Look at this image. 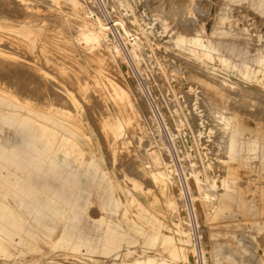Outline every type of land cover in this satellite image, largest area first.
<instances>
[{
  "label": "rangeland",
  "instance_id": "374dc122",
  "mask_svg": "<svg viewBox=\"0 0 264 264\" xmlns=\"http://www.w3.org/2000/svg\"><path fill=\"white\" fill-rule=\"evenodd\" d=\"M0 4V264H264V0Z\"/></svg>",
  "mask_w": 264,
  "mask_h": 264
},
{
  "label": "bare ground",
  "instance_id": "6f19581e",
  "mask_svg": "<svg viewBox=\"0 0 264 264\" xmlns=\"http://www.w3.org/2000/svg\"><path fill=\"white\" fill-rule=\"evenodd\" d=\"M47 1V0H46ZM52 1V0H51ZM56 1L57 0H55V4H56ZM77 1V0H76ZM95 1V0H94ZM10 2V1H9ZM45 2V1H44ZM68 2V1H67ZM17 3V2H16ZM60 2L58 1V4H59ZM69 3V2H68ZM71 3V2H70ZM75 3V2H74ZM78 3H79V1H78ZM81 3V2H80ZM168 3V2H167ZM2 4V3H1ZM0 4V5H1ZM54 4V3H53ZM57 4V5H58ZM76 4V3H75ZM31 5V4H30ZM51 5V4H50ZM62 4H60L59 6H60V8L61 7H63V5L61 6ZM77 5V4H76ZM159 5V4H158ZM3 6H5V5H3ZM29 6V5H28ZM53 6V5H52ZM83 6V5H82ZM81 6V7H82ZM161 6H162V4H161ZM18 7V6H17ZM46 7V6H45ZM57 7V6H56ZM80 7V6H79ZM7 8V7H6ZM27 8V7H26ZM58 8V7H57ZM76 8H78V7H76ZM5 8L4 7H2V10H4ZM51 9V8H50ZM63 9V8H62ZM61 9V10H62ZM81 9V8H80ZM174 9V8H173ZM183 9V8H182ZM1 10V11H2ZM55 10V9H54ZM63 10H65V9H63ZM62 10V11H63ZM74 10V9H73ZM160 10V9H159ZM163 10V9H162ZM192 10V9H191ZM0 11V13H2ZM21 11H23V10H21ZM76 11V10H75ZM80 11H82V10H80ZM86 11V10H85ZM135 11V10H134ZM6 12V11H5ZM58 12H60V11H58ZM57 12V13H58ZM70 12V11H69ZM78 12H79V10H78ZM169 12V11H168ZM176 12V11H175ZM183 12V11H182ZM7 13V12H6ZM80 13V12H79ZM78 13V14H79ZM92 13V12H91ZM180 13V12H179ZM2 14H4V13H2ZM1 14V15H2ZM7 14H9V13H7ZM71 14V13H70ZM77 14V15H78ZM81 14H83V13H81ZM88 14V13H87ZM5 15V14H4ZM8 16H10V17H14V16H11V15H8ZM19 16V15H18ZM17 15H16V17H18ZM22 16V15H21ZM24 16V15H23ZM80 16V15H79ZM93 16V15H92ZM179 16V15H178ZM60 17V16H59ZM77 17V16H76ZM80 17H83V16H80ZM162 17V16H161ZM2 18V17H1ZM8 18V17H7ZM51 18V17H50ZM163 18V17H162ZM15 19V18H14ZM17 19V18H16ZM16 19L14 20V21H16ZM31 19V18H30ZM53 19V18H52ZM81 19V18H80ZM154 19V18H153ZM164 19V18H163ZM162 19V20H163ZM168 19V18H167ZM185 19V18H184ZM9 20H11V19H9ZM18 20V19H17ZM59 20V19H58ZM57 20V21H58ZM78 20V19H77ZM84 20V19H83ZM52 21V20H51ZM56 21V20H55ZM60 21V20H59ZM76 21V20H75ZM79 21H81V20H79ZM85 21V20H84ZM100 21V20H99ZM169 21H170V19H169ZM182 21V20H181ZM16 22H18V21H16ZM83 22V21H82ZM86 22V21H85ZM95 22V21H94ZM94 22H92V23H94ZM130 22V21H129ZM162 22V21H161ZM178 22V21H177ZM5 23H6V21H5ZM4 23V24H5ZM160 23V22H159ZM3 24V23H2ZM78 24H82V23H78ZM95 24V23H94ZM167 24V23H166ZM183 24V23H182ZM188 24V23H187ZM190 24V23H189ZM15 25H17V23H15ZM87 25H88V21H87V23H85V26L87 27ZM91 25H93V24H91ZM101 25V24H100ZM93 26V28L91 27V29H90V32H88V34L87 33H84V35L86 36V37H88V38H99V37H101V36H104V35H102V31H104L103 29H104V25H103V22H102V26ZM106 25V24H105ZM118 25V24H117ZM169 25H172V24H169ZM180 25V24H179ZM80 26V25H79ZM109 26V25H108ZM107 26V27H108ZM81 27V26H80ZM79 27V28H80ZM107 27H105V28H107ZM115 27V26H114ZM173 27V26H172ZM171 27V28H172ZM180 27V26H179ZM186 27V26H185ZM76 28V27H75ZM77 28H78V26H77ZM79 28H78V31H79ZM84 28V27H83ZM83 28H81L82 30H83ZM184 28V27H183ZM182 28V29H183ZM15 31V30H14ZM81 31V30H80ZM67 32H68V30H67ZM75 32V31H74ZM84 32V31H83ZM86 32V31H85ZM134 32V31H133ZM137 33V32H136ZM82 34V33H81ZM83 35V36H84ZM25 35H21L20 37H24ZM4 37V36H3ZM85 37V38H86ZM9 37L7 36H5V38L3 39V41H6L7 39H8ZM85 38H84V40H85ZM104 38V37H103ZM180 39L182 38V36L181 37H179ZM26 39V38H25ZM159 39V38H158ZM105 39H103V41H104ZM172 40V39H171ZM103 41H101V43L103 42ZM191 41V40H190ZM84 42V41H83ZM173 42V41H172ZM6 43V42H5ZM13 42H11V44H12ZM101 43H100V45H101ZM121 43V42H120ZM10 44V45H11ZM14 45H15V43H13ZM109 44V43H108ZM123 44V43H122ZM98 45V44H97ZM96 45V46H97ZM12 46V45H11ZM16 46H18V45H16ZM111 46V45H110ZM14 47V46H13ZM93 47V46H92ZM124 47V46H123ZM138 47V46H137ZM200 47H205V49H201ZM91 48V47H90ZM97 48V47H96ZM110 48V47H109ZM113 48V47H112ZM115 48V47H114ZM141 48V47H140ZM99 49V47L97 48V50ZM105 49L106 50H108V46H107V48L105 47ZM122 49V48H121ZM215 49V47L212 45V44H207L202 38H200V37H196V38H194V39H192V41H191V45H190V48H189V51H191V52H193V53H196V54H199V55H202V56H205L207 59H209L210 61H213V62H216V61H219V62H217V63H220V64H222V63H224L225 62V59L224 58H217L218 56H216L217 54L216 53H214L213 54V50ZM96 50V49H95ZM141 50V49H140ZM9 51V50H8ZM87 51V50H86ZM102 51V50H101ZM103 51H104V49H103ZM110 51V50H109ZM108 51V52H109ZM122 51V50H121ZM142 51H143V49H142ZM106 52V51H105ZM116 52V51H115ZM13 53V52H12ZM93 53V52H92ZM139 53V52H138ZM141 54L143 53V52H140ZM139 53V54H140ZM96 54V53H95ZM108 54V53H107ZM106 54V55H107ZM110 54H113V56H114V54H116V53H114V49L112 50V53L110 52ZM110 54H108V56L107 57H109V55ZM131 54H132V52H131ZM145 54V53H144ZM216 54V55H215ZM87 55V54H86ZM88 55H89V53H88ZM118 55V54H117ZM116 55V56H117ZM138 55V54H137ZM149 55V54H148ZM155 55V54H154ZM153 55V56H154ZM104 56V55H103ZM112 56V55H111ZM120 56V55H119ZM126 56V55H125ZM140 56H142V55H140ZM139 56V57H140ZM28 57H33V56H28ZM58 57V56H57ZM135 57V56H134ZM147 57L148 56H146V59H147ZM155 57V56H154ZM157 57V56H156ZM94 58V57H93ZM96 58V57H95ZM116 58V57H115ZM142 58V57H141ZM159 58V57H158ZM84 59V58H83ZM106 60H107V58H105ZM114 59V58H113ZM126 59V58H125ZM135 59V58H134ZM218 59V60H217ZM5 60H6V58H5ZM116 60H119V59H117L116 58ZM143 60V59H142ZM145 60V59H144ZM11 61V60H10ZM79 61V60H78ZM84 61V60H83ZM90 61H91V59H90ZM7 62V61H6ZM14 62V61H13ZM81 62V61H80ZM79 62V63H80ZM92 62H95L94 60L92 61ZM121 62V61H120ZM134 62V61H133ZM135 62H136V60H135ZM148 62V61H147ZM169 62V61H168ZM22 63V62H21ZM83 63H85V62H83ZM90 63V62H89ZM115 63H116V61H115ZM114 63V64H115ZM173 63V62H172ZM95 64V63H94ZM118 64H119V61H118ZM137 64V63H136ZM182 64V63H181ZM188 64V63H187ZM8 65V64H7ZM13 65V64H12ZM79 65V64H78ZM96 65V64H95ZM133 65V64H132ZM146 65V64H145ZM156 65H158V64H156ZM17 66H18V64H17ZM112 66H113V64H112ZM112 66H111V68H112ZM115 66H118L117 65V63L115 64ZM120 66V65H119ZM123 66V65H122ZM146 66H148V65H146ZM16 67V66H15ZM80 67H81V65H80ZM90 67H91V65H90ZM103 67V66H102ZM110 67V66H109ZM158 67H160V65L158 66ZM175 67V66H174ZM185 67H186V65H185ZM8 68V67H7ZM79 68V67H78ZM89 68V67H88ZM92 68V67H91ZM96 68V67H95ZM111 68H109V69H111ZM132 68V67H131ZM140 68V67H139ZM147 68H150V66L149 67H147ZM156 68H157V66H156ZM171 68V67H170ZM75 69V68H74ZM109 69H108V71H109ZM114 68H112V70H113ZM117 69V68H116ZM141 69V68H140ZM161 69V68H160ZM14 70H17V69H14ZM77 70V69H76ZM111 70V73L112 72H114V71H112ZM121 69H120V67H119V70L118 71H120ZM132 70V69H131ZM149 70V69H148ZM165 70V69H164ZM223 70V69H222ZM18 71H19V69H18ZM79 71V70H78ZM96 71V70H95ZM161 71V70H160ZM178 71V70H177ZM176 71V72H177ZM189 71V70H188ZM190 71H192V69L190 70ZM225 71V70H224ZM33 72V71H32ZM81 72V71H80ZM79 72V73H80ZM110 72V71H109ZM121 72H122V70H121ZM150 72H151V70H150ZM163 72V71H162ZM161 72V73H162ZM175 72V71H174ZM7 73V72H6ZM117 72H115V74H116ZM123 73V72H122ZM8 74V73H7ZM14 74H15V72H14ZM35 74V73H34ZM34 74H33V76H34ZM39 74V73H38ZM113 74V73H112ZM114 74V75H115ZM155 74H156V71H155ZM177 74H179V72L177 73ZM199 74V73H198ZM11 75V74H10ZM19 75V74H18ZM22 75V74H21ZM109 75V74H108ZM117 75H118V73H117ZM124 75V74H123ZM162 75H164V74H162ZM200 75V74H199ZM20 76V75H19ZM78 76V75H77ZM119 76V75H118ZM158 76V75H157ZM160 76V75H159ZM7 77V76H6ZM18 77V76H17ZM37 77V76H36ZM117 77V76H116ZM115 77V79H117ZM120 77V76H119ZM163 77V76H162ZM165 77H166V75H165ZM180 77H181V75H180ZM9 78V77H8ZM85 78V77H84ZM88 78V77H87ZM121 78V77H120ZM125 78V77H124ZM194 78H196V77H194ZM20 79V78H19ZM159 79V78H158ZM169 79V78H168ZM82 80V79H81ZM122 80H123V78H122ZM126 79H124V81H125ZM147 80V79H146ZM145 80V81H146ZM180 80V79H179ZM227 80V79H226ZM225 80V81H226ZM21 81V80H20ZM45 81V80H44ZM118 81H120V80H118ZM136 81V80H135ZM159 81V80H158ZM40 81H38V83H39ZM47 82V81H46ZM90 82V81H89ZM122 82V81H121ZM120 82V83H121ZM197 82H199V81H197ZM20 83V82H19ZM42 83V82H41ZM55 83V82H54ZM57 83V82H56ZM66 83V82H65ZM75 83V82H74ZM83 83V82H82ZM128 83V82H127ZM210 83V82H209ZM40 84V83H39ZM23 85V84H22ZM44 85V84H43ZM48 85V84H47ZM127 85H129V84H127ZM148 85V84H147ZM157 85V84H156ZM199 86H200V84H199ZM75 87V86H74ZM73 87V88H74ZM125 88H127L126 86H124ZM131 87V86H130ZM17 88V87H16ZM35 88H37L36 87V85H35ZM39 88V87H38ZM128 88H129V86H128ZM127 88V89H128ZM180 88V87H179ZM206 88V87H205ZM45 89V88H44ZM76 89V88H75ZM78 89V88H77ZM132 88H130L129 90H131ZM172 89V88H171ZM207 89V88H206ZM208 89H210V88H208ZM74 90V89H73ZM128 90V91H129ZM204 90V89H203ZM27 91V90H26ZM34 91V90H33ZM37 91V90H36ZM36 91H34L35 93H36ZM39 91H41V90H39ZM75 91V90H74ZM77 91H79V90H77ZM165 91V90H164ZM172 91V90H171ZM205 91V90H204ZM30 92V91H29ZM28 92V93H29ZM42 92V91H41ZM44 92V91H43ZM133 91L131 90V93H132ZM184 92V91H183ZM209 92V95L211 96V92L210 91H208ZM40 93V92H39ZM50 93V92H49ZM62 93V92H61ZM60 93V94H61ZM174 93V92H173ZM205 93V92H204ZM213 93V92H212ZM64 93H62V95H63ZM133 94V93H132ZM163 94V93H162ZM206 94H208L207 92H206ZM37 95V94H36ZM40 95V94H39ZM45 95V94H44ZM61 95V96H62ZM76 95V94H75ZM88 95V94H87ZM137 95V94H136ZM216 95V94H215ZM31 96V95H30ZM51 96V95H50ZM74 96V95H73ZM135 96V95H134ZM166 96V95H165ZM175 96V95H174ZM186 96V95H185ZM37 97V96H36ZM55 97V96H54ZM78 97V96H77ZM213 97V96H212ZM216 97H218V96H216ZM229 97H231V96H229ZM236 97H238L237 96V94H236ZM235 97V98H236ZM240 97V96H239ZM256 97V96H255ZM254 97V98H255ZM34 98H35V96H34ZM53 98V97H52ZM52 98H51V100H52ZM56 98V97H55ZM58 98V97H57ZM134 99H135V97H133ZM137 98V97H136ZM192 98V97H191ZM219 98V97H218ZM223 98V97H222ZM258 98V97H257ZM146 99H147V97H146ZM215 99V98H214ZM233 99V98H232ZM250 99V98H249ZM256 99V98H255ZM60 100V99H59ZM63 101H64V99H63ZM93 101H94V98H93ZM143 101V100H142ZM226 101V99L224 100V102ZM232 101V100H231ZM60 102H61V100H60ZM66 102V101H65ZM138 101H136V103H137ZM176 102H178V101H176ZM223 102V103H224ZM239 102V101H238ZM243 102V101H242ZM250 102V101H249ZM56 103V102H55ZM149 103V102H148ZM220 103V102H219ZM229 104L230 103H232V102H228ZM228 103H227V105H228ZM53 104V103H52ZM62 104V103H61ZM150 104V103H149ZM167 104V103H166ZM169 104H171V103H169ZM177 104V103H176ZM221 104V103H220ZM225 104V103H224ZM233 104V103H232ZM62 105H66V104H62ZM178 105V104H177ZM202 105H203V103H202ZM26 106V105H25ZM85 106V105H84ZM230 106H231V104H230ZM230 106L228 105V107L230 108ZM66 107V106H65ZM99 107V106H98ZM227 107V106H226ZM233 107H234V105H233ZM86 108V107H85ZM95 108V107H94ZM119 108V107H118ZM170 108V107H169ZM205 108H207V107H205ZM210 108V107H209ZM224 108V107H223ZM235 108V107H234ZM116 109V108H115ZM181 109V108H180ZM179 109V110H180ZM225 110H226V108H224ZM231 109H233V108H230V111H231ZM177 111V110H176ZM210 111H211V109H210ZM216 111V110H215ZM228 111V113H230L229 112V110H227ZM236 111V110H235ZM239 111H241V109L239 110ZM244 111V110H243ZM242 111V112H243ZM88 112V111H87ZM181 112V111H180ZM211 113V112H210ZM223 114H222V118H223V115H224V118H225V114H226V111L225 112H222ZM225 113V114H224ZM227 113V114H228ZM246 113V112H245ZM255 113V112H254ZM7 114V113H6ZM14 114V113H13ZM28 114V113H27ZM104 114V113H103ZM216 114V113H215ZM233 114V113H232ZM12 115V114H11ZM154 115V114H153ZM156 115V114H155ZM216 115H218V114H216ZM264 115V114H263ZM14 116V115H13ZM173 116V115H172ZM214 116V115H213ZM218 116H221V114L220 115H218ZM126 117V116H125ZM185 117V116H184ZM217 117V116H216ZM227 117V116H226ZM158 118V117H157ZM220 118V117H219ZM228 118V117H227ZM4 119V118H3ZM6 119V118H5ZM56 119V118H55ZM209 119V118H208ZM217 119V118H216ZM226 119V118H225ZM151 120V119H150ZM177 120V119H176ZM211 121V120H210ZM220 121V120H219ZM231 122L230 123H232V120H230ZM22 122V121H21ZM175 122V121H174ZM227 122V121H226ZM229 122V121H228ZM235 122V121H234ZM241 122V121H240ZM19 123V122H18ZM144 123V122H143ZM178 123V122H177ZM220 123V122H219ZM223 123H224V121H223ZM38 124V123H37ZM18 125V124H17ZM239 125V124H238ZM133 126V125H132ZM168 126V125H167ZM30 127V126H29ZM40 126H38V128H39ZM137 127V126H136ZM177 127V126H176ZM31 128V127H30ZM56 128V127H55ZM132 128V127H131ZM41 129V128H40ZM228 129V128H227ZM234 129V128H233ZM243 129V128H242ZM39 130V129H38ZM131 131L133 130V129H130ZM129 129H128V131H130ZM137 130V129H136ZM153 130V129H152ZM178 130V129H177ZM230 129H228V131H229ZM134 131V130H133ZM132 131V132H133ZM135 132V131H134ZM130 133V132H129ZM43 134V133H42ZM41 134V135H42ZM131 135V134H130ZM80 136V135H79ZM49 137V136H48ZM162 137V136H161ZM224 137V136H223ZM28 139V138H27ZM133 139V138H132ZM87 140V139H86ZM121 141V140H120ZM120 141H119V143H120ZM156 141V140H155ZM221 141V140H220ZM55 142V141H54ZM162 142V141H161ZM146 143V142H145ZM144 143V144H145ZM224 143H225V141H224ZM60 144V143H59ZM125 144V143H124ZM143 144V145H144ZM159 144V143H158ZM9 146V145H8ZM49 146V145H48ZM119 146V145H118ZM1 147V146H0ZM121 147H123V146H121ZM142 147V146H141ZM9 148H10V146H9ZM119 148V147H118ZM124 148V147H123ZM144 148V147H143ZM44 149V148H43ZM125 149V148H124ZM123 149V150H124ZM62 150V149H61ZM119 150V149H118ZM122 150V151H123ZM158 150V149H157ZM216 150V149H215ZM67 151V150H66ZM49 152V151H48ZM64 152V151H63ZM77 153V152H76ZM119 153V152H118ZM2 154V153H1ZM120 155V154H119ZM232 155V154H231ZM23 157V156H22ZM230 157V156H229ZM228 157V158H229ZM129 158V157H128ZM182 159V158H181ZM242 159V158H241ZM131 160V159H130ZM236 160V159H235ZM30 161V160H29ZM234 161V160H233ZM237 161V160H236ZM235 162V161H234ZM230 163H232L231 161H230ZM239 163H240V161H239ZM243 164V163H242ZM230 165H232V164H230ZM247 166V165H246ZM6 167V166H5ZM13 167V166H12ZM184 167V166H183ZM256 167V166H255ZM259 167V166H258ZM215 168V167H214ZM11 170V169H10ZM35 170V169H34ZM165 171V170H164ZM13 172V171H12ZM34 172V171H33ZM134 172V171H133ZM166 172V171H165ZM139 173V172H138ZM170 173V172H169ZM262 173V172H261ZM159 174V173H158ZM161 175V174H160ZM142 176H143V174H142ZM231 176V175H230ZM31 177V176H30ZM159 177V176H158ZM142 178V177H141ZM160 178V177H159ZM167 178V179H166ZM166 180H167V182H166V185L168 186V187H170L171 186V177H167V175H166ZM34 179V178H33ZM30 180V179H29ZM158 180V179H157ZM156 180V181H157ZM34 182V181H33ZM201 185V184H200ZM204 187H205V185H204ZM42 190V189H41ZM205 191V190H204ZM206 193V192H205ZM204 193V194H205ZM207 194V193H206ZM210 194V193H209ZM200 196V195H199ZM264 196V195H263ZM166 199H168V202L169 203H171L172 205L174 204V201H175V198H174V195L173 194H169V193H166ZM177 199V198H176ZM182 200V199H181ZM185 203V202H184ZM176 204V203H175ZM178 205V204H177ZM210 205V204H209ZM176 206V205H175ZM216 206V205H215ZM209 208V207H208ZM42 209V208H41ZM210 209V208H209ZM37 210V209H36ZM222 212V211H221ZM245 213V212H244ZM42 215V214H41ZM39 216V215H38ZM26 231H27V229H26ZM187 232H188V230H187ZM190 232V231H189ZM27 233V232H26ZM185 234H183L184 236L186 235V232H184ZM32 234H34L33 232H32ZM188 234H190V233H188ZM27 236V235H26ZM115 237V236H114ZM187 238H189L188 236H187ZM185 240H187V239H185ZM189 240V239H188ZM36 241V240H35ZM190 241V240H189ZM189 241H187V242H189ZM33 243V242H32ZM104 246V245H103ZM105 249V248H104ZM186 249V248H185ZM184 249V250H185ZM187 252H183V255H185ZM189 256V255H188ZM145 260V259H144ZM144 262V261H143ZM53 263V262H52ZM24 264V263H23ZM48 264H51V263H48ZM54 264V263H53ZM56 264V263H55ZM59 264V263H58ZM129 264V263H128ZM154 264V263H153ZM155 264H158V263H155Z\"/></svg>",
  "mask_w": 264,
  "mask_h": 264
}]
</instances>
